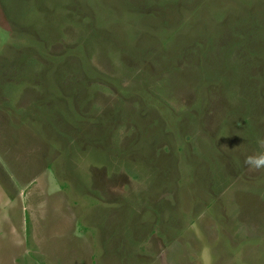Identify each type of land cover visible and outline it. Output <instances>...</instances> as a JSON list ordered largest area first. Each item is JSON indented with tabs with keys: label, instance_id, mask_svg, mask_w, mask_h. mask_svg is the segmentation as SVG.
Returning a JSON list of instances; mask_svg holds the SVG:
<instances>
[{
	"label": "rangeland",
	"instance_id": "rangeland-1",
	"mask_svg": "<svg viewBox=\"0 0 264 264\" xmlns=\"http://www.w3.org/2000/svg\"><path fill=\"white\" fill-rule=\"evenodd\" d=\"M260 141L264 0H0V264H264Z\"/></svg>",
	"mask_w": 264,
	"mask_h": 264
},
{
	"label": "trees",
	"instance_id": "trees-1",
	"mask_svg": "<svg viewBox=\"0 0 264 264\" xmlns=\"http://www.w3.org/2000/svg\"><path fill=\"white\" fill-rule=\"evenodd\" d=\"M20 15H21V13H20L19 10H13V12L10 14V17H11L12 20H17V22H14V21L12 22L10 20L9 21H10V23H11L12 26L15 25V26L18 27L19 25H21L19 32H20L21 35H24V29L22 28L23 27V22L22 21L26 20V18L24 20H22L21 17H20ZM37 20L38 19H36V18H32L31 20H27V23L31 24V26H36ZM51 29L52 30L49 31L47 33V35L44 37L46 41H43V42L48 47V50H49V54L50 55H55V56H57L56 54L61 55V54H63L64 49L65 48H68V46L71 45L72 42H65L66 44H63L61 46L60 51H58L57 53H52L49 45L52 44L55 40H59V39L63 38L62 37V34L63 33L60 32L62 30L61 29V26L58 28L55 24H53V26H52ZM81 54H82V56L84 58V61L86 63H88L89 66H90V71H89L88 74H90L91 77H88L86 75V78H85L86 80H88L90 82H95L96 80H99V81H101L103 83H109V84H112V85H116L117 86V83H118V80H119V75L112 74V73L109 74V73H105L103 71H101V74H100L98 72V70L89 61V57L91 56L90 52L88 50H85V52L84 53L81 52ZM61 59H63V61ZM61 59H59L57 61V63L54 62V60H50V61H48L46 63V64H48L49 68H51L50 69V73H51L52 80H54L53 75H54L55 67H57L58 65H59V67H61L60 70H59L58 77H61V80L63 79L66 84H68V82L70 81L71 72L73 74H77L80 77L81 70L80 69L79 70H75V68L79 64V62H78V60L74 56H71V57L69 56V63H66V58L64 60V58L61 57ZM40 61L42 62L43 59H40ZM46 68H47V66L41 68L38 65L37 66V69L35 70V72H33V71L29 70V69H26L27 72H28L27 74L29 75L28 77L30 78L33 75H34V77H36L37 74H38V72H39V70L46 69ZM76 69H78V68H76ZM97 74H100V75H97ZM21 81H23V78H22ZM99 81H97V82H99ZM76 93H79V91L76 92ZM82 94H84V95L79 96V95L75 94L74 98H76V99L75 100L72 99V100H74V102L77 103L76 100L79 102L85 96L89 95L88 92H86V91H84ZM255 129H257V127H255Z\"/></svg>",
	"mask_w": 264,
	"mask_h": 264
},
{
	"label": "clouds",
	"instance_id": "clouds-1",
	"mask_svg": "<svg viewBox=\"0 0 264 264\" xmlns=\"http://www.w3.org/2000/svg\"><path fill=\"white\" fill-rule=\"evenodd\" d=\"M260 144L264 147V141H260ZM244 164L253 171L264 170V151L247 155L244 159Z\"/></svg>",
	"mask_w": 264,
	"mask_h": 264
}]
</instances>
